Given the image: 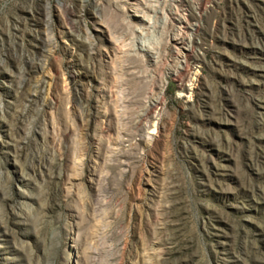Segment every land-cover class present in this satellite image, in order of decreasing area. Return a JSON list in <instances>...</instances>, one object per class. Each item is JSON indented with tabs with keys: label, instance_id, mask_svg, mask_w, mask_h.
Segmentation results:
<instances>
[{
	"label": "rangeland",
	"instance_id": "obj_1",
	"mask_svg": "<svg viewBox=\"0 0 264 264\" xmlns=\"http://www.w3.org/2000/svg\"><path fill=\"white\" fill-rule=\"evenodd\" d=\"M0 264H264V0H0Z\"/></svg>",
	"mask_w": 264,
	"mask_h": 264
},
{
	"label": "bare ground",
	"instance_id": "obj_2",
	"mask_svg": "<svg viewBox=\"0 0 264 264\" xmlns=\"http://www.w3.org/2000/svg\"><path fill=\"white\" fill-rule=\"evenodd\" d=\"M133 1H136V0H133ZM131 17L138 18V20L140 22H142L144 25H147V28H145L146 30H149V29H151L153 27V25H152L153 23L151 22V20L149 19V17H146L145 14L141 10H139L136 5L134 7L132 6ZM139 30L143 33L144 28H141ZM170 40L171 41H176V39H173V40L172 39H169V42H170ZM152 49L149 48V47H147L145 44H142V51H144L145 53H147L150 58L155 59V53L152 52Z\"/></svg>",
	"mask_w": 264,
	"mask_h": 264
}]
</instances>
